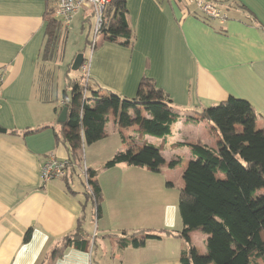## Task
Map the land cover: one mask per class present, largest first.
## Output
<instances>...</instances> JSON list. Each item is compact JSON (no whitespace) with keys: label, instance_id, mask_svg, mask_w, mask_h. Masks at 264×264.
Segmentation results:
<instances>
[{"label":"crops","instance_id":"0c3cea01","mask_svg":"<svg viewBox=\"0 0 264 264\" xmlns=\"http://www.w3.org/2000/svg\"><path fill=\"white\" fill-rule=\"evenodd\" d=\"M240 2L261 25L244 22L247 14L237 8L224 23L219 19L207 23L185 0H127L129 27L104 32L89 55L78 51L89 58L83 71L105 88L102 97H109L110 89L134 98L147 76L169 94L171 107L182 115L172 134L161 138L144 134L140 122L126 126L117 123L115 113L107 114L100 139L119 134L122 142L105 159H90L88 168L98 172L102 212L99 215L91 203L88 217L91 201L84 183L78 182L82 178L77 160L67 177L47 183L41 177L42 165L51 154L71 158L63 136L77 154L85 145L81 128L58 122L55 108L65 101H44L38 83L49 0H0V71L5 76L0 126L7 130L0 132V264H182L186 241L179 234L184 223L178 206L185 185L183 172L194 159V144L203 141L218 148L221 142L215 126L197 112L235 96L252 104L258 114L256 128H264V0ZM93 15L92 11L85 21ZM69 25L64 24L67 29ZM109 32L131 35L134 45L119 44V37L111 41ZM61 60L62 56L57 63L50 61L47 70L65 72ZM74 94L69 90L67 100H72V113H78L79 98L75 102ZM105 105V111H114L110 103ZM148 116L143 112V118ZM111 121L113 127L108 128ZM144 141L163 146L160 172L126 163L104 167L117 151L128 144L141 147ZM176 156L183 159L172 168ZM81 219L92 236L91 246L87 251L68 247L59 257L65 247L62 237L73 233ZM140 230L163 232L161 238L146 239L138 248L122 245ZM196 232L190 231L188 237L198 254L205 256L209 235L203 233L200 246Z\"/></svg>","mask_w":264,"mask_h":264},{"label":"trees","instance_id":"16d2710c","mask_svg":"<svg viewBox=\"0 0 264 264\" xmlns=\"http://www.w3.org/2000/svg\"><path fill=\"white\" fill-rule=\"evenodd\" d=\"M209 2L225 10L228 18L231 17V11H236L237 8L247 14V21L243 20L244 22L261 25L256 16L247 10L240 0ZM55 10V0L51 2L49 0L45 13L47 38L41 52L38 83L42 84L44 101L59 102V98L65 101L64 105L59 104L55 108L60 114L65 106L68 107L67 122L59 123L63 126L68 124L74 128H81L84 143L96 141L100 139V133L108 121V113L104 107H107L105 104L110 103L113 110H116L118 124L129 126L140 122L143 124L144 134L161 138L171 135L173 125L182 115L171 107L172 99L169 94L147 76H143L136 97L127 98L107 89L109 97L104 98L100 92L105 88L83 71L89 58L85 57L83 65L77 71L72 70L77 52L72 61L66 65L63 80L65 87L60 89L59 74L54 68L49 70L46 68L50 61L55 60L57 63L56 59L60 54L63 59L65 52L68 29L54 16ZM195 10V15L203 21L211 23L214 20L200 10ZM127 13V0H110L105 6L101 31L128 28ZM108 37L111 41L121 38L119 40L121 45L129 43L134 45L133 42L131 43V35L123 33L115 36L114 33L109 32ZM94 46L93 41L90 50H93ZM84 89L87 93L85 100H82L80 90ZM69 90L76 94L75 102L79 98L78 113H72V100H67ZM143 112H147L149 116L143 118ZM197 113L215 126L221 142L218 148L211 147L203 141L194 144L192 146L194 159L183 172L185 185L180 191L178 211L184 223V229L179 234L185 239L186 244L181 262L182 264H264V192L260 193V190H264V128H256L258 114L248 100L235 96H229L227 100L208 106ZM63 138L69 144L72 154L69 158V169L76 162L78 174L84 183L81 172L83 163L73 149V145L64 136ZM162 150V145L147 141H144L141 147L128 144L125 149L117 151L104 167L109 169L117 164L126 163L129 166L160 172L164 163ZM182 159L181 156L173 157L170 167H175ZM97 173L96 170L89 169V184L95 196L92 193L90 195L85 183L84 188L88 200L96 205L97 213L100 215L102 205ZM220 173L223 174V178L218 176ZM68 175L67 173L64 177ZM168 184L172 185L170 182ZM83 224L81 219L73 233L62 237L61 242L65 247L59 250V257L68 247L84 251L89 249L92 236L88 234ZM195 228H201L209 235L205 256L198 254L188 237V233ZM163 231L173 234L175 232L168 229ZM163 231H137L134 233L137 237L122 242V245L131 244L138 248L146 239L161 238ZM138 235L144 237L138 238ZM29 237L30 233L26 239Z\"/></svg>","mask_w":264,"mask_h":264},{"label":"rangeland","instance_id":"374dc122","mask_svg":"<svg viewBox=\"0 0 264 264\" xmlns=\"http://www.w3.org/2000/svg\"><path fill=\"white\" fill-rule=\"evenodd\" d=\"M91 10H92V8L89 9L85 5L82 6L80 8V10L78 11L79 12L78 15H76L74 17L73 21L68 26L67 39H66V43L64 45V48H65L64 57H63L64 66H66V64L68 62L72 61V59L74 58V56L76 55V53L78 51H82L86 55H89V51H90V48H91V42L99 41L100 40V36H102L104 34V31H101V30H100V34L98 36L96 34L97 33L96 32V27H97V24H98V19H97L96 15L91 16L90 21H85L90 16V14L92 12ZM84 22H85V26L83 28L82 25H83ZM63 34H65L64 30H63ZM60 57H61V54L59 55V57H57V59L60 58ZM58 62H59V60H58ZM57 74H59L58 82H59V84H61L62 80L64 78V71L59 69ZM64 87L65 86H62V88H64ZM80 92L82 94V100H85L86 95H85L84 90H80ZM86 93H87V90H86ZM73 97L75 98L76 94H74ZM115 112H116V110L112 111L110 109V110H108L107 113H108V115H110V114H113ZM66 122H67V120H66ZM112 127H113V121H111L108 124V128H112ZM121 142H122V140L120 139V135L119 134H117V136L115 138H113V139H103V138H101V139H98V140L93 141V142H86L85 145H84V148H82L83 150L80 151V153L78 154L79 157H80V161H82V163L84 162V164H86L87 167H90V159L91 160L97 159L99 161L101 159H105V157L109 156L108 153H111V150L113 151V149H115L116 145L118 143H121ZM92 167L95 168V167H101V166L98 165V166H92ZM78 182L83 184L82 183V179H79ZM84 183L87 185L86 181ZM79 186L82 188V186L80 184H79ZM86 188L88 189V191H89V193L91 195V192L89 190V185L86 186ZM261 192H264V190H260V193ZM93 199L95 200V198H93ZM96 201H97V199H96ZM91 203H92V201L89 204L88 217L91 216ZM89 227L92 229L93 227H95V224H93V223L89 224ZM194 230H198V232H199V233L196 232L198 235H197V237L195 239H196L197 243L201 246L200 243L202 242V239H201V242H200L199 239L203 238L202 236L205 233L203 231H201L200 229H198V228H195Z\"/></svg>","mask_w":264,"mask_h":264},{"label":"built area","instance_id":"2783aa9c","mask_svg":"<svg viewBox=\"0 0 264 264\" xmlns=\"http://www.w3.org/2000/svg\"><path fill=\"white\" fill-rule=\"evenodd\" d=\"M189 5L195 6L203 14L214 18L219 19L224 23L228 19V13L215 6L213 3L207 0H185ZM56 10L54 15L59 18L63 24L68 25L72 22L75 15L78 13L82 6H89L92 8L94 15L97 16L98 24L96 27V34H100V30L103 24V14L105 6L110 0H55ZM86 66V65H85ZM84 66V67H85ZM5 76L2 71H0V97L2 94L3 82ZM86 94V89H84ZM69 169V159H59L55 154H51L50 157L43 163L41 168V177L44 183L52 181L54 179L62 178L68 173ZM81 172L84 180L89 185L90 192L94 195V190L89 184V168L86 164L82 165ZM95 196V195H94Z\"/></svg>","mask_w":264,"mask_h":264},{"label":"water","instance_id":"95a60500","mask_svg":"<svg viewBox=\"0 0 264 264\" xmlns=\"http://www.w3.org/2000/svg\"><path fill=\"white\" fill-rule=\"evenodd\" d=\"M84 61H85L84 53H79L73 62L72 69L74 71H77L79 68H81ZM67 118H68V107L65 106L58 117V122L65 123ZM0 132L6 133L7 130L0 126Z\"/></svg>","mask_w":264,"mask_h":264}]
</instances>
